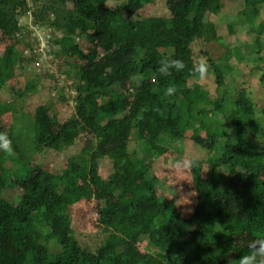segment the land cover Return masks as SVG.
Wrapping results in <instances>:
<instances>
[{
	"label": "trees",
	"instance_id": "16d2710c",
	"mask_svg": "<svg viewBox=\"0 0 264 264\" xmlns=\"http://www.w3.org/2000/svg\"><path fill=\"white\" fill-rule=\"evenodd\" d=\"M108 1L0 0V90L14 77L18 60L21 68L32 67L37 75L51 73L58 90L51 96L55 99L37 106L28 123L17 115L9 132H0L14 148L13 156L0 152V193L22 189L13 201L0 195V264H238L247 243L264 236V119L260 135L251 122L243 123V116L256 109L246 88L228 113L227 96L216 99L194 78L192 44L199 38L224 41L219 22L209 19L215 15L224 17L230 31L242 25L258 31L256 41L237 46L239 61L243 46L262 51L264 23L254 24L264 0H239L244 9L231 14L224 11L226 0H168L171 14L162 18V26L155 24L157 17L146 18L136 21L138 30L128 32L114 21L125 11L137 12L145 0H123L116 7ZM35 27L49 37L51 57L42 66L41 56L29 51L32 42L39 44ZM165 56L183 60L185 70L160 76L156 69ZM154 74L162 83L150 86L147 80ZM216 77L227 93L219 66ZM62 82L77 94L72 96L73 111L54 123L49 112L71 97L60 87ZM170 85L178 92L165 97ZM13 102H7L8 110L0 102V112L18 114ZM260 110L264 117V106ZM190 131H205L212 143L205 145L209 156L190 167L196 205L186 217L174 199L160 196L152 165L154 156L169 151L175 163L180 160L178 140ZM83 134L92 152L88 156L84 147L70 159L78 173L88 175L90 185L108 183L109 200L116 205L101 212L100 219L123 231L112 244L95 250L83 248L71 227L70 206L85 197L68 176L73 171L67 175L65 169L48 164ZM23 140L30 151L22 149ZM105 158L111 170L107 178L100 174ZM243 164L254 177L240 187L237 167ZM54 225L60 230L50 232ZM143 236L148 239L145 251L138 246ZM8 238L20 242L19 252L5 246Z\"/></svg>",
	"mask_w": 264,
	"mask_h": 264
},
{
	"label": "rangeland",
	"instance_id": "374dc122",
	"mask_svg": "<svg viewBox=\"0 0 264 264\" xmlns=\"http://www.w3.org/2000/svg\"><path fill=\"white\" fill-rule=\"evenodd\" d=\"M121 2H123V0H109L108 5L116 7ZM168 3V0H145L143 4L141 3L137 12L133 13L125 11L122 13L121 17L114 21V23L118 24L121 29L127 30V32L132 28L136 31L139 27V24L136 21L157 17L158 21H156L155 24L160 27L163 25L162 18L168 17L171 14ZM225 3L227 7L224 11H228L230 14L237 13L244 9V3L239 0H226ZM259 14L260 15L256 19L257 23L254 24L255 26L264 23V7L260 9ZM209 19L219 22L217 29H219L224 41L220 42L217 40H211L207 42L204 38H199L192 44L196 66H199L201 62L207 66V76L198 80L204 88L211 92L213 97H216V99L227 96L225 103L227 104L226 109L228 110V113L233 112L229 106H231L232 102L239 96L240 91H242L243 88H246L252 97L256 109L251 110L250 115L247 116V113H249L247 112L246 115L243 116L245 119L243 123L250 124L251 122L252 126L255 125V130L258 128L257 131L260 135L259 129L264 125L261 123L264 117L260 110L264 106V60L262 59V57H264V48L262 51L256 52V50H252L251 48L248 49L243 46L242 54L244 55V58L241 59V61L237 58L239 53L236 52V50L239 49L237 46H239L241 42L253 43L256 41L258 38V31L253 29L252 32H249L247 25H242L241 28L235 27L234 31H230L227 27L226 21L223 20L224 17L210 15ZM90 32H94V30H91ZM35 36L38 37L39 44H34L35 42H32L33 48H30L29 51L33 53L36 52V54L41 56L39 61L42 66L43 63L51 57L49 54V37L45 34L44 29H39L36 32V27ZM262 38L264 42V36ZM229 53H231L230 57H228ZM103 54L104 53L99 55V59L104 56ZM96 60H98V58ZM1 63L0 56V65ZM45 65L51 67L54 64L46 63ZM20 66L18 60L16 69L11 73L14 77H8L7 81H4L1 86L0 102L4 104V108L8 110L9 105L7 102L14 101V107L16 111H18V114L17 112H14L15 114H13L9 111L5 114L0 112V132L4 131L8 133L9 124L14 123V116L17 115L20 120L23 119V121L28 123L33 119L38 105L47 103L52 95L55 96V94H58V90L53 88L54 83H52L53 80L51 73H49V75L47 73L37 75L38 72L32 67L29 69L21 68ZM218 66L223 70L226 84H228L229 88L227 93L225 92L227 86H221L218 83L216 77V67ZM52 70H55V68L52 67ZM159 77L160 76L157 74L149 77L147 81L150 86L153 83H162L160 82ZM30 83L32 84V87L27 89V86ZM69 83H71V81H69ZM62 86L65 88L67 96L70 94L71 97H68L69 101L64 103H56L54 108L49 112L50 119L53 120L54 123L59 120H65L68 113L73 111L74 108V97L72 98V96L77 94L76 90L66 87L67 85L64 82L60 84V87ZM193 109H195V107H193ZM184 111H186V109ZM1 123H3V126ZM200 132L201 133L190 131L187 133L186 137L178 140V145L183 149V154L182 158L176 163L172 160V151L153 157L152 171L160 180V183L158 184L160 196L166 199H174L177 202L179 209L186 217L193 215L196 205V189L192 178L191 168H183L178 165L179 162H182L185 159L196 157L197 159L205 160L209 156V149H207L205 145L212 143L211 138L205 131ZM26 133L27 132L25 131L22 132V134L25 135ZM87 141L88 138L85 137L84 134L81 135L77 140L76 145L69 148L64 155H54V157L49 159L48 164L52 169H65L67 175L73 171L68 176L74 178L72 181H75L76 184L79 185L84 192L85 197L81 201L70 206L69 216L71 218V227L83 248L85 247L87 249L95 250L102 244H112L113 240H115V238H113L115 234L120 233L122 235L123 231L112 223L110 224L108 221L104 222L100 219L101 212L105 213L116 205L115 200H109L110 186L108 183L101 185L92 183L90 185L88 182V175L78 173L76 171L77 165L70 159L71 154L81 152L84 147H86L84 152H87L86 154L88 156L90 155L93 148H89L92 146H88ZM261 141L262 139L259 140V142ZM21 147L25 152L27 149L30 151L27 142L24 140L21 142ZM240 160L245 163L247 158ZM107 162V158L103 159V162H101L102 167L100 168V174L106 178L111 173L110 165ZM8 165L11 164L8 163ZM237 168L240 169V174H238L239 178L236 181H238V186L241 187L243 183H245V179L248 177L253 179L254 175L250 174L249 171L247 173V165H238ZM206 173L207 165L204 166L203 175L206 176ZM261 178L263 177L261 176ZM252 181L253 183H257V181ZM18 194H22V189L19 187L3 189L0 193L1 197L11 201H13ZM52 230L53 232H57L60 230V226L54 225L52 229H50V232ZM51 243H53V240H51L50 244ZM138 244L140 249L145 251L146 246L148 245V239L143 236ZM5 246L14 252L20 251V242L14 241V238H8ZM51 249L56 250V248L53 247H51ZM151 250L154 251V249ZM59 251L60 249L57 248V252Z\"/></svg>",
	"mask_w": 264,
	"mask_h": 264
},
{
	"label": "clouds",
	"instance_id": "9594fccd",
	"mask_svg": "<svg viewBox=\"0 0 264 264\" xmlns=\"http://www.w3.org/2000/svg\"><path fill=\"white\" fill-rule=\"evenodd\" d=\"M186 64L183 60L174 58L172 56L162 57L158 61L156 71L160 76L169 77L174 72H183ZM194 78L203 79L207 76V66L201 62L199 66L194 67L192 71ZM178 92L175 86H168L163 95L165 97H174ZM0 152L6 153L8 156L14 155V148L11 139L5 133H0ZM197 158L185 159L179 162L178 166L183 168H190L197 164ZM238 264H264V236L257 237L247 243L246 250L238 259Z\"/></svg>",
	"mask_w": 264,
	"mask_h": 264
}]
</instances>
